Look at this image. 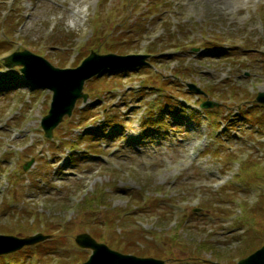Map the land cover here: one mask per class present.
I'll list each match as a JSON object with an SVG mask.
<instances>
[{
  "label": "rangeland",
  "instance_id": "374dc122",
  "mask_svg": "<svg viewBox=\"0 0 264 264\" xmlns=\"http://www.w3.org/2000/svg\"><path fill=\"white\" fill-rule=\"evenodd\" d=\"M9 25L0 234L49 238L0 264L82 263L80 233L166 264H237L264 245V0H0V41ZM23 50L62 69L91 52L150 57L87 81L46 139L51 93L2 63Z\"/></svg>",
  "mask_w": 264,
  "mask_h": 264
},
{
  "label": "water",
  "instance_id": "95a60500",
  "mask_svg": "<svg viewBox=\"0 0 264 264\" xmlns=\"http://www.w3.org/2000/svg\"><path fill=\"white\" fill-rule=\"evenodd\" d=\"M144 55L116 56L113 54L98 55L91 52L80 66L76 68L60 69L52 66L40 56L29 51L15 52L3 59L6 68L22 66L20 72L32 83L52 92L51 104L47 115L41 119V128L46 138L52 137V131L62 121L65 115L70 116L78 99L86 101L87 95L83 93L85 81L96 76L107 68H122L126 66L145 65ZM133 61H138V63ZM142 61V62H141ZM195 93H200L193 85H188ZM256 101L264 104V93L258 94ZM216 104L206 101L202 108H211ZM31 162L27 163L26 169ZM46 236L36 234L34 236L17 239L0 236V239L12 241L14 244L0 249V254L16 251L25 245H32L45 240ZM75 243L85 249H91L92 254L82 264H166L164 261L154 258H140L134 255L122 254L109 249L105 244L96 242L88 234H79L75 237ZM237 264H264V246Z\"/></svg>",
  "mask_w": 264,
  "mask_h": 264
},
{
  "label": "trees",
  "instance_id": "16d2710c",
  "mask_svg": "<svg viewBox=\"0 0 264 264\" xmlns=\"http://www.w3.org/2000/svg\"><path fill=\"white\" fill-rule=\"evenodd\" d=\"M1 27V26H0ZM9 27H10V25H9ZM9 27H6L5 29H6V33H4V29L3 28H1V31H2V33H3V35H4V37L6 38V41H4V40H1L0 42H9L10 40H8V39H10V36H13V35H15V30H13V31H11L12 29H11V27L9 28ZM0 44H2V43H0ZM100 78H96L95 79V81H98ZM109 83L107 82V80H105V81H103V82H101V83H99V87H102V89H105V86L107 87V85H108ZM89 109H86V110H84V111H80V114H81V117L82 118H84V119H86L87 118V116H88V114H89ZM103 191L101 190V191H99L98 193H97V195H95V197L96 198H101L102 197V195L101 194H103L102 193ZM90 203H92V202H94L93 200H90L89 201ZM108 222L109 223H111V220L109 219L108 220ZM123 232L125 233V231L123 230ZM126 234V233H125ZM201 247V246H200ZM201 250L202 249H205V248H200Z\"/></svg>",
  "mask_w": 264,
  "mask_h": 264
},
{
  "label": "bare ground",
  "instance_id": "6f19581e",
  "mask_svg": "<svg viewBox=\"0 0 264 264\" xmlns=\"http://www.w3.org/2000/svg\"><path fill=\"white\" fill-rule=\"evenodd\" d=\"M211 1H215V0H211Z\"/></svg>",
  "mask_w": 264,
  "mask_h": 264
}]
</instances>
